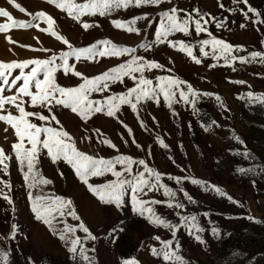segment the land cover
<instances>
[{"label":"rangeland","instance_id":"obj_1","mask_svg":"<svg viewBox=\"0 0 264 264\" xmlns=\"http://www.w3.org/2000/svg\"><path fill=\"white\" fill-rule=\"evenodd\" d=\"M16 2L24 7L27 13L15 9L8 0H0V7L7 9L16 20L25 22L32 19L28 13L34 15L43 11L51 15L55 20L54 30L75 48L86 47L101 40H111L118 46L135 47L137 48L135 55L158 61L164 66L151 72L145 71L144 75L154 82L156 77L172 76L187 81L197 91L221 96L227 110L219 106L214 96H201L196 103L195 111L184 103H173L170 109L162 96L159 104L153 101L142 103L138 105V109L140 119L145 123L144 128L140 126L130 107L122 105L117 116L131 127L134 138L143 146V150L132 144L133 137L129 136L119 121L113 117L95 113L85 122L70 108L62 105L53 104L52 113H49L46 108L31 107L28 97L23 99L27 111L41 112L45 116L55 114L60 124L52 122L51 126L57 129L62 126L73 138L79 151L105 159H113L121 154L145 159L150 167L161 173L191 176L210 182L239 201V204H233L215 191L205 192L200 186L187 180L177 184L167 176L163 178V183L177 192V200L185 207L168 208L163 203L151 205L156 213L173 224L181 222L177 213L196 215L200 226L205 229L201 234L206 241L203 245L189 235L186 227H181L176 234V239L181 245L179 254L188 264H264V172L260 171V167L264 166V106L259 102L249 104L247 100L239 98L249 91L264 93V64L259 62L241 64L237 61L234 71L232 67L224 66L221 60L218 66L209 68V65L216 61L211 57L204 58L198 47L195 49V55L202 59L200 65L195 64L185 53L169 47L167 43L158 45L154 43L160 13L172 6L186 9L188 12L194 8L199 9L200 13L209 19L206 27L216 38L232 45H242L247 50L233 52V55L237 56H246L252 51L264 52V24H254L252 20L256 17L252 13L248 14L251 19L245 20L240 9L247 11V7L242 3H234L233 0H219L224 4L223 9L219 7L218 0H172L171 4L165 0L158 7L145 5L140 8L113 10L104 16L84 15L81 17L82 22L99 25L85 31L80 23L54 4L48 3V0ZM82 2L84 0H77V3ZM248 4L257 9L260 19L264 20V0H248ZM143 14L148 15V20L137 21L139 35L127 33L112 24L114 20L128 21ZM180 15L183 17L184 13ZM211 17H215V20L213 21ZM149 20L153 21L151 26ZM217 22L223 26L216 27ZM4 23L11 24V21L0 17V24ZM241 23H245L246 27L241 28ZM39 27L47 28V24L40 23ZM205 38L209 37L204 33L196 36L194 26L190 36L177 32L168 37L171 41L188 43ZM141 43L153 44L151 51L140 48ZM68 50L61 41L37 27L12 28L0 33V62L47 59ZM130 58L127 55L119 58L97 57L91 62L81 59L78 63L74 59H69V64H75L76 71L91 78ZM57 63L60 61L57 60ZM30 67L26 68L25 72H28ZM18 74L19 69H16L12 76ZM40 78L43 79V75ZM238 80L246 83L232 82ZM55 82L62 87H76L83 80L71 72L64 75L63 70H60L55 73ZM133 86V81L125 77L123 84L110 83L109 91L93 92L89 99L104 100L109 96L126 92ZM182 87L187 90L186 86ZM15 91L16 89H12L11 92L6 90L5 95L15 94ZM32 91L35 92V88ZM176 99H179V96ZM9 110L13 115H18L16 109L10 105L5 106L3 114H7ZM28 119L37 125L45 124L35 117ZM211 121H216L219 126H213L206 132L201 124L207 125ZM6 127L7 132L4 131ZM157 136L169 145L168 149L160 147L155 142ZM234 136L239 137V140ZM41 139H44L43 134ZM103 139H110L119 151L102 144L100 141ZM124 140L128 143L125 144ZM16 141L14 129L0 121V147L6 154H12V144ZM25 145L31 147L27 140ZM244 151L249 153V157L241 154ZM7 163L9 174L5 175L0 170V179L11 182L10 192L7 188L4 191L8 192L13 203L10 205L0 198V237H3L0 239V248L10 252L8 264H29L28 257H31L33 264H86L79 255L73 258V254L68 251L69 245L61 240L58 234L54 235L53 230L46 224L35 218L32 200L29 198L30 192L33 198L36 195H44L71 199L80 220L66 214L55 222L56 228L57 230L63 228L64 224L59 221L65 219L68 225L77 226L82 221L89 228L97 239L85 240L87 234L78 227L76 235L81 237L91 264H123V261L133 259L139 261V264H165L161 258L151 255L150 248L162 247L160 242L154 239L155 236H160L162 240L172 239L171 230L154 225L145 217L133 212L129 203L130 190L129 195L124 197V207L117 209L114 204L101 203L80 181L71 165L63 160L53 163L47 155V150L41 151L39 163L36 165L39 175L52 181L47 185L41 184L29 189L23 180L15 156L12 155V159ZM120 167L117 165V170H120ZM238 167L254 170L241 174L236 171ZM137 170H142L141 166L134 165L133 172ZM114 179L109 173L91 177L89 183L99 185ZM180 188H184L196 203L189 202L179 191ZM142 198L160 201L168 199L163 195V190L148 192ZM205 213L208 215L205 216ZM247 217H254L258 222ZM13 224L18 226L14 240L9 238ZM213 226L220 230L219 238L211 234L210 229ZM117 227L123 231H117L110 237L108 233Z\"/></svg>","mask_w":264,"mask_h":264},{"label":"snow or ice","instance_id":"obj_2","mask_svg":"<svg viewBox=\"0 0 264 264\" xmlns=\"http://www.w3.org/2000/svg\"><path fill=\"white\" fill-rule=\"evenodd\" d=\"M164 2L165 0H84L82 3H77V0H48V3L54 4L61 11L66 12L69 17L80 23L85 31L92 27H98L99 25L82 22L81 17L84 15L95 16L99 14L104 16L113 10H127L130 7L140 8L145 5L158 7ZM167 2L171 4L172 0H167ZM233 2L237 4L242 3L247 7V11L240 9L245 20L251 19L248 14L252 13L253 16L256 17V19L252 20L254 24H264V20L260 19L259 11L251 7V5L248 4V0H233ZM8 3L20 12L27 13V10L17 3L16 0H8ZM218 4L221 9L224 8V4L220 3L219 0ZM230 11L235 10L230 9ZM180 13H184L183 17H181ZM28 14L32 16L30 22L16 20L7 9L0 7V17L7 18L11 21V24H0V33L12 28L27 29L29 27H37L40 31L47 32L61 41L69 50L61 52L58 56H52L47 59H32L23 62L8 63L0 62V121L11 126L17 138V141L12 144V154H6L4 149L0 147V166H2L0 170H2L5 175L9 174V164L7 162L10 161L12 155H14L18 161L20 171L23 174V180L29 189H34L41 184H50L52 181L40 176L36 168V165L39 163L41 151L47 150V155L53 163L63 160L71 165L80 181L87 186L88 190L96 196L101 203L114 204L117 209H122L124 207V197L129 195L130 190L129 203L132 206L133 212L145 217L154 225L171 230L172 239L162 240L160 236L154 237L155 240L160 242L162 247H151V255L161 258L165 264H188L184 257L179 254L181 245L176 239V234L181 227H186L188 228L189 235H191L196 242L203 245L206 244V241L201 234L205 229L200 226L196 215H180V213H177V215L180 216L181 222L173 224L156 213L151 205L163 203L168 208L182 209L185 207L183 203L177 200V192L163 183V178L167 176L169 180H174L177 184H181L187 180L192 184L200 186L205 192L215 191L219 196L227 198L233 204H239V201L234 200L233 197L228 195L219 186L213 185L210 182L191 176H172L161 173L150 167L145 159H136L124 154L118 155L113 159H105L103 157L97 158L79 151L76 148L73 138L62 126L59 129L51 126L52 122H55L57 125L60 124L55 114L45 116L41 112L27 111L24 107L25 101L23 98H29L28 103L31 107L46 108L49 113H52L53 104L70 108L72 112L80 116L85 122L95 113H103L108 117H113L119 121L128 135L133 137L132 144L138 149L143 150V146L134 138L131 127L117 116V112L120 111L122 105H128L130 107L133 114L136 115L140 126L144 128L145 123L140 119V112L138 109V105L142 103L153 101L159 104L162 96L170 109L173 103H184L190 105L195 111L196 103L201 96H214L219 106L227 110L221 96L215 93L197 91L193 89L192 85L187 81L172 76L156 77L154 82L153 79H149L144 75L145 71L151 72L154 69H162L164 66L158 61L148 60L143 56L135 55L137 48L118 46L111 40H101L86 47L75 48L65 37L59 35L54 30L55 20L51 15L43 11L34 15ZM208 15L210 16V14ZM211 19L214 21L215 17H211ZM139 20H148V15L143 14L134 16L128 21L114 20L112 24L115 28L124 30L127 33L139 35L140 29L136 27L137 21ZM40 23L47 24V28H40ZM152 23L153 21L149 20V26H151ZM208 23L209 19L205 18V15H202L199 9L194 8L191 12H188L186 9H179L176 6H172L170 9L160 13V21L154 34V43L157 45L167 43L169 47L185 53L195 64L200 65L202 64V59L195 55V49L198 47L199 52L204 58L211 57L216 61V63L210 64L209 68L218 66L221 60H223L224 66L232 67L234 71V65L237 61L241 64L252 62L264 64V52L262 51H252L246 56L233 55V52L247 50L242 45H232L222 39L216 38L206 27ZM192 26H194L197 37H199L201 33H204L209 38L200 39L193 43L171 41L168 39L169 36L177 32L183 33L185 36H190ZM222 26V23H216V27L219 28ZM240 27L245 28L246 24L241 23ZM8 39L12 42L10 37H8ZM139 47L145 51H151L153 44L141 43ZM44 51H50V49H44ZM125 55L131 58L91 78L85 77L82 73L76 71L75 64H69V59H74L78 63L81 59L91 62L96 60L97 57L119 58ZM57 60L60 61L59 64ZM29 67L30 70L25 72V69ZM16 69H19V74L13 77L12 73ZM60 70H63L64 75H68L69 72H71L78 78H82L83 82L76 87H62L58 85L55 82V73ZM137 73L139 75H136ZM41 75H43V79L40 78ZM125 77L132 80L134 85L128 88L126 92L109 96L104 100L89 99L90 94L93 92L103 93L109 91L110 83L119 82L123 84ZM20 81H22V83H19ZM232 82L236 84L246 83V81L242 80ZM18 83L19 86H17ZM182 85L186 86L187 90H185V87H182ZM33 88H35V92L32 91ZM12 89H16L15 94L5 95L6 90L11 92ZM177 96H179V99H176ZM239 98L247 100L249 104L259 102L261 106H264V93L257 94L249 91ZM6 105L14 107L18 115H13L10 110L7 114H3ZM29 117H35L40 121H44L45 124L37 125L31 122L28 119ZM213 126L219 125L216 121H211L207 125L201 124V127L204 128L206 132L210 131ZM4 131L7 132L8 128L6 127ZM42 134L44 135L43 140L41 139ZM121 138L123 139V137ZM234 138L239 140V137L234 136ZM25 140H27L31 147L25 145ZM100 142L119 151L117 146L110 139H103ZM155 142L162 148H169V145L159 136L156 137ZM124 143L127 144L128 141L124 140ZM241 154L245 157H249L247 151ZM169 158L171 159V157ZM117 165L121 166L120 170H117ZM134 165L141 166L142 170H137L134 173ZM181 170L183 171L184 169ZM253 170L254 169L238 167L236 171L243 174L252 172ZM260 171L264 172V166L260 167ZM109 173L115 178L114 180L99 185L89 183L91 177H100ZM5 188L10 192L11 182L0 179V198H3L11 205L13 201L8 192L4 191ZM161 190H163V195L168 198L166 201L155 199L145 200L142 198L146 196L148 192H159ZM179 191L183 193L184 197L189 202L196 203L194 198L184 188H180ZM29 198L32 200V211L35 214V218L46 224L53 230L54 235L58 234L59 238L69 245L68 251L73 254V258L79 255L86 264H91V259L86 254L87 249L84 247L81 237L76 235L78 227L87 234V236L84 237L85 240L97 239V237L90 232L89 228L86 227L82 221L77 226L68 225L66 219L59 221L64 224L63 228L59 230L56 228L55 222L59 217H65L66 214L75 220H80L79 215H77L72 205L71 199L63 197L52 198L44 195H36L33 198L31 192L29 193ZM207 215L208 214L205 213V216ZM247 218L252 219L254 222H258L254 217ZM17 231L18 226L15 224L11 225L9 238L14 240ZM117 231H123V229L119 227L113 228L108 235L111 237L113 233ZM210 231L213 236L219 238L220 230L217 227H211ZM69 233H71V235H69ZM2 238L3 237H0V239ZM113 243H115V240H113ZM174 244L175 247H173ZM92 251H95V249H92ZM9 255V251L0 248V264H8ZM28 260L29 264H33L31 257H28ZM123 264H139V261L135 259L131 261L125 260Z\"/></svg>","mask_w":264,"mask_h":264}]
</instances>
